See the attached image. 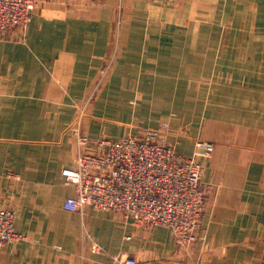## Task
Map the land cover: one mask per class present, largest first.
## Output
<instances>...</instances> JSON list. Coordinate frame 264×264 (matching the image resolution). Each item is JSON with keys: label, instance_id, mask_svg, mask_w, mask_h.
Here are the masks:
<instances>
[{"label": "crops", "instance_id": "1", "mask_svg": "<svg viewBox=\"0 0 264 264\" xmlns=\"http://www.w3.org/2000/svg\"><path fill=\"white\" fill-rule=\"evenodd\" d=\"M165 1L37 0L25 32L0 37V207L14 209L16 229L27 238L7 244L0 264H113L121 255L170 264L176 245L164 229L143 237L132 224L121 227L87 208L88 233L104 248L92 254L79 214L63 208L76 193L62 176L78 155L71 129L116 46L118 65L87 107L82 132L118 140L179 117L178 70L196 64L187 60L196 45L163 23L172 17L180 27L179 12L194 17L203 0H182L185 10L181 0L173 8ZM204 1L207 17L219 11L220 39L203 43L206 63L221 66L220 85L209 92L204 118L192 119L195 131L170 136L186 157L198 141L215 145L201 159L210 188L200 242L216 256L206 264H264V0ZM191 23L184 29H194ZM152 250L156 258L144 262Z\"/></svg>", "mask_w": 264, "mask_h": 264}, {"label": "built area", "instance_id": "2", "mask_svg": "<svg viewBox=\"0 0 264 264\" xmlns=\"http://www.w3.org/2000/svg\"><path fill=\"white\" fill-rule=\"evenodd\" d=\"M35 8L36 0H0V37L25 30ZM167 130L163 124L118 140L79 137L75 166L62 172L65 185L76 193L64 201V210L115 211L139 229L166 227L183 245L197 240L208 193L199 161L211 157L215 145L200 141L195 154L186 157L165 136ZM26 239L16 229L14 209L0 207V254L7 244ZM93 252L103 249L95 244ZM113 264L140 263L121 255Z\"/></svg>", "mask_w": 264, "mask_h": 264}, {"label": "rangeland", "instance_id": "3", "mask_svg": "<svg viewBox=\"0 0 264 264\" xmlns=\"http://www.w3.org/2000/svg\"><path fill=\"white\" fill-rule=\"evenodd\" d=\"M119 1L122 3L126 0H124V1L119 0ZM175 4H176V2H173V0H166L165 1V8H173V5H175ZM204 5H205L204 0H203V2L198 3L197 14L194 17H192V16L188 17L189 19L192 20V23L190 25L193 26L194 29H190V28L184 29L186 27V23H187V21H189V19L183 18L184 16H183L182 12H179V16H180L179 17V25H180V27L178 25H175L172 22V17H167L163 23V27H165V31H173V30H175V28H178V30L183 29V30H181V37L178 33L179 39L184 40L186 38V39L193 40V41H195V45H196L195 51H192V49H190V52H189L190 56L187 57L188 61H194L196 64L181 65V66H179V70H178V75L180 76V81L178 82V85H179V88H181L180 92L177 96L178 100L180 101L179 107L181 110V112H179V114H178L179 117L177 118L176 121L173 120L171 124L167 120H164V121H161V123L158 125L157 128H152L154 130H157V129H160L163 124H166L168 126V130L165 133V136L168 138L169 141L176 143L177 150H178V141L175 138L187 137V136H189V134H191V132L195 131L196 125L193 123L192 119L193 120L198 119L199 121H201V119L204 118V113H203L204 107L206 105L209 106L210 104H212L211 100L214 99V98L210 97L209 92H213L215 90V88L219 87V85H220L219 76H220L221 66L218 64L210 65V64L206 63L207 61H209V59L206 58L208 51L205 50V44L203 43V42H210V41H214V40L219 41V39H220V33L218 31L219 30L218 25H220L219 11H218V9L215 12L212 11V15L207 17L205 14L206 8L204 7ZM36 7H37V0H36ZM185 8H186V3L181 0L180 1V10H185ZM35 10H36V8H35ZM157 25H159V24H157ZM204 25L206 27L209 26L207 30H210L211 32H204L205 31ZM25 30H21V31L25 32ZM173 35H175V33ZM165 39H166V37H165ZM119 54H120V50L116 46L115 51H114V55L110 59L109 63L106 64V66L103 68L102 72H100L99 77L97 78V81L94 85L93 90L90 91L88 97H86V99H85L84 108H83V110H84L83 117H82V115H80V117L77 119V121L74 124L75 127L71 129V131H72V133L75 136L76 141H77L78 151H79V137H88L85 133L82 132V129H81V124L83 122V118L85 117L86 109L98 97V92L101 91L103 85L108 83L109 80L111 79L112 75L114 74L115 68L118 65L117 57L119 58ZM219 55H220V52H218L217 56H219ZM114 61L117 64L114 63ZM168 74H170V71ZM170 83L172 86H175V84H176V82H170ZM183 103H186V105L183 106ZM211 115H213L215 117H219L218 113H214ZM176 125L178 127L175 128ZM198 125L199 126H197L198 127L197 130H199L200 127L202 126V122L198 123ZM147 130H151V128L150 129H144L140 132H144ZM140 132H137L135 134L132 133V135H138ZM171 132L176 133V134H173V136L175 138L170 136V134H172ZM130 134L131 133H129L127 135H130ZM127 135H125V136H127ZM125 136H123V137H125ZM100 138H108V137L102 136ZM100 138H98V139H100ZM114 140H117V139H114ZM198 142H200V141H198ZM203 142H206V141H203ZM195 151H196V148H195ZM201 159H205V158H201ZM201 159L199 162L202 161ZM202 166L204 169L203 164H202ZM204 171H205V169H204ZM10 176H12V175H10ZM202 182H203V178H202ZM203 185L207 188V190H208L207 195H208L210 187L208 185H206L204 182H203ZM97 212H100V211H97ZM100 213L110 214V215H108L110 217V219L113 218L117 223L120 224L121 227H124L125 225L130 226L132 224L130 221L125 219V217L122 213L115 212V211L100 212ZM77 214H79V218H80L81 233L83 232V234H84L83 236L86 240H88L89 242L90 241L92 242L90 252L92 254H97V253L93 252V247L95 246V244H97L99 246H101V245L98 242H94L95 240L93 238H91V236L89 235L90 233H88L89 231L87 230V225H86L87 210H86V212L77 213ZM201 220H202V218H201ZM201 222L202 221H200V230L198 232L197 240H195L191 244H187V245L181 244L176 239L175 234L172 233L171 230L166 228V227H158V228H154V229H139V228H136L133 224H132L133 226L132 225L131 226L134 227L135 230H137L136 231L137 234L139 233L143 237L147 236V238H149L150 235H152L154 233V231L157 229H164L166 232H168L172 236L174 243L176 245V250H175L174 256L171 257L170 259H168L170 264H172V263H174V264H206V262L208 260H210L212 257H216V256L214 254H211V252H208V251L204 252L206 249L201 246V242H200ZM126 236L129 240L132 238V236H129V234H126ZM101 248L103 249V252H104V248L102 246H101ZM102 253H100V254H102ZM130 256H132V255H130ZM142 258H143L144 262L148 263L149 261L154 260V258H156V253L152 250V252L144 253V255H142Z\"/></svg>", "mask_w": 264, "mask_h": 264}]
</instances>
